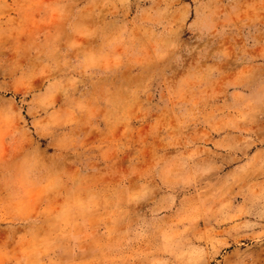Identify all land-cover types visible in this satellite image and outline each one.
Masks as SVG:
<instances>
[{"label": "rangeland", "instance_id": "1", "mask_svg": "<svg viewBox=\"0 0 264 264\" xmlns=\"http://www.w3.org/2000/svg\"><path fill=\"white\" fill-rule=\"evenodd\" d=\"M0 264H264V0H0Z\"/></svg>", "mask_w": 264, "mask_h": 264}]
</instances>
